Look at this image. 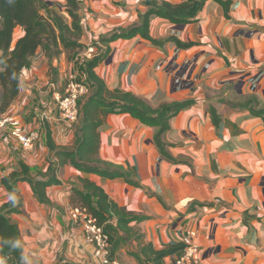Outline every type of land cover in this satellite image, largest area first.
<instances>
[{"label":"crops","instance_id":"crops-1","mask_svg":"<svg viewBox=\"0 0 264 264\" xmlns=\"http://www.w3.org/2000/svg\"><path fill=\"white\" fill-rule=\"evenodd\" d=\"M78 1V43L83 48L99 43L108 51L95 73L109 91L130 92L156 107L191 104L169 120L162 136L171 160L155 145L157 128L127 114L104 118L97 130L99 158L122 168L137 187L67 163L59 169V185L46 190L47 206L27 183H19L21 214L11 219L22 238V264H98L81 223L70 214L75 208L71 189L82 190L80 179L145 218L129 224L142 236L141 243L155 250L178 249L163 264H173L180 255L187 233L194 234L199 247L198 264H264V118L251 114L253 104L242 106L249 99L264 105V0H222L226 11L208 0L188 24L151 18L152 41L135 35L109 43L100 41L139 25L147 11L145 0ZM156 1L178 5L185 0ZM169 38L190 46L179 48ZM68 54L49 62L37 50L22 72L17 97L2 113L21 119L26 131H39V139L30 150L10 137L0 141V205L9 201L1 179L20 163L33 175L46 171L54 158L46 145L47 131L58 148L73 146L79 119L74 124L59 120L53 98L62 93L67 76L85 79L82 62ZM137 246L130 242L113 260L138 264L129 255Z\"/></svg>","mask_w":264,"mask_h":264},{"label":"trees","instance_id":"trees-1","mask_svg":"<svg viewBox=\"0 0 264 264\" xmlns=\"http://www.w3.org/2000/svg\"><path fill=\"white\" fill-rule=\"evenodd\" d=\"M66 15L69 22L57 13H40L38 0H0V114L4 113L19 93V81L22 72L27 68L37 50L43 52L50 61L62 52L84 50L79 43L82 29L78 18V3L75 0H65ZM208 0H185L178 5H171L156 0H145L147 11L139 17V25L114 32L109 38L100 42L109 43L117 39H130L139 35L152 41L149 33L151 18L158 17L171 24H188L195 20L197 13ZM221 4L225 11L227 3L213 0ZM19 28L22 35L14 39V30ZM179 48L190 45L182 44L169 38ZM108 51H101L99 56L82 63L84 81L89 86V97L80 105L79 125L71 149L58 148L46 132V145L53 152V159L48 161L45 172L32 174L29 167L23 163L18 168L1 179V185L9 195V201L0 205V264H22V238L18 226L12 221V215H20L22 199L17 185L27 183L40 204L51 206L46 190L53 185H59L57 175L59 169L69 163L73 168L87 174H94L108 179L121 178L130 185L136 186L130 175L122 168L103 162L98 155L99 126L110 114H127L146 127L157 128L154 136L159 153L171 160L162 141L163 134L169 128V120L185 109L191 102H164L157 107L135 96L130 92L120 90L109 91L104 82L95 73V67ZM253 104L251 114L264 118V105H259L257 99H249L242 104ZM214 117V111H210ZM215 126L218 121H214ZM82 190L71 189L70 205L86 209L96 219L108 238V256L112 261L115 253L132 241H137V251L129 253L138 264H163V260L175 254L178 249L170 247L155 250L151 244L141 243L142 236L130 227L131 222H141L143 217H137L127 212L123 207L113 203L104 192L93 183L80 179ZM115 221V223H114Z\"/></svg>","mask_w":264,"mask_h":264},{"label":"built area","instance_id":"built-area-1","mask_svg":"<svg viewBox=\"0 0 264 264\" xmlns=\"http://www.w3.org/2000/svg\"><path fill=\"white\" fill-rule=\"evenodd\" d=\"M102 47L99 43L88 45L80 56L79 62H87L99 56ZM78 61V60H77ZM90 92L89 86L84 79L75 74L66 77L65 86L61 94H54V102L57 107V117L59 120L76 123L80 115L81 100ZM10 137L24 149H32L39 139V131H26L21 119L14 115L4 114L0 116V141ZM71 217L80 222L84 230L86 244L91 248L92 255L98 264H120L116 260L109 261L108 238L102 228L97 224L86 209L70 208ZM193 233H187L182 239L183 248L180 255L173 264H198L200 260L199 247L193 243Z\"/></svg>","mask_w":264,"mask_h":264},{"label":"rangeland","instance_id":"rangeland-1","mask_svg":"<svg viewBox=\"0 0 264 264\" xmlns=\"http://www.w3.org/2000/svg\"><path fill=\"white\" fill-rule=\"evenodd\" d=\"M40 3V13L43 16H46L47 13L51 12V13H57L58 15H61L62 18L69 22V18L66 15V11H67V4L65 0H38ZM78 3V11L80 9V1L75 0ZM78 14V13H77ZM79 18V16H78ZM22 34V30L19 28H16L14 30V39L18 38L20 35ZM82 54V50L80 49H76L73 52H69V54L67 55L69 58H74L77 59L78 61L80 60V56ZM79 77V76H78ZM0 116H2V114H0Z\"/></svg>","mask_w":264,"mask_h":264}]
</instances>
